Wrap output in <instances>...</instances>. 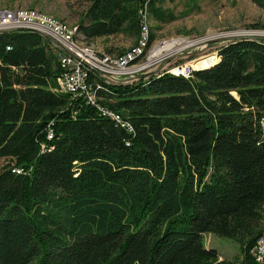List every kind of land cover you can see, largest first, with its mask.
Instances as JSON below:
<instances>
[{"label": "trees", "instance_id": "trees-1", "mask_svg": "<svg viewBox=\"0 0 264 264\" xmlns=\"http://www.w3.org/2000/svg\"><path fill=\"white\" fill-rule=\"evenodd\" d=\"M89 1L76 34L88 42L139 36L146 5L167 16L161 0ZM213 64L131 82L92 71L99 104L121 113L128 132L58 91L48 36L0 31V158L14 162L0 173V264H257L264 37H231ZM205 233L236 241L243 257L220 259Z\"/></svg>", "mask_w": 264, "mask_h": 264}, {"label": "rangeland", "instance_id": "rangeland-1", "mask_svg": "<svg viewBox=\"0 0 264 264\" xmlns=\"http://www.w3.org/2000/svg\"><path fill=\"white\" fill-rule=\"evenodd\" d=\"M90 3L89 0H0V10L4 8H36L77 27ZM157 6L167 16L165 20L157 19L148 10L151 35L154 33L155 37L153 40L168 41L165 45L166 48L164 46L165 49L173 47L177 41H180V46L184 44L183 47L191 43L194 45L196 42L202 43L200 51L198 47H196L197 50L196 48L189 49V46L185 48L184 53L187 57L183 55L182 59L177 62H173V59L166 60L164 64H169L166 67L168 69H172L174 64L190 61L196 65L197 61L205 56H214L215 61L217 55L214 51L227 43L228 39L233 36L256 35L264 37V27H251L254 23L264 25V8L254 0H161ZM145 7L148 9L147 5ZM170 15L174 18L170 19ZM139 36L121 32L116 35L95 38L92 40L94 43H88L93 44L97 49L100 48V52L110 56L128 50L137 43ZM214 61L212 62L214 63ZM210 62L211 60L206 65H209ZM213 63L210 65L212 66ZM160 66L152 67L146 73L167 72V69L162 70ZM234 94L237 95L236 92ZM10 164H14L11 158H0V173ZM203 239L206 247L218 250L220 259L243 257L239 244L228 237L205 233Z\"/></svg>", "mask_w": 264, "mask_h": 264}, {"label": "built area", "instance_id": "built-area-1", "mask_svg": "<svg viewBox=\"0 0 264 264\" xmlns=\"http://www.w3.org/2000/svg\"><path fill=\"white\" fill-rule=\"evenodd\" d=\"M140 14L142 25L137 43L121 54L110 56L100 52L88 41L77 37L76 26L36 8L1 9L0 31L24 28L38 30L41 34L49 36L56 48L60 66V74L57 78L58 91L83 97L89 103L98 106L104 115L112 118L128 132H132V125L123 119L121 113L99 104L96 90L89 82L90 73L98 72L107 82H131L138 79L140 74L150 71L152 67L161 65L162 70L167 69V72L174 75L192 77L194 71L198 69L192 61L174 64L172 69L166 68L169 64L164 63L168 59H173V62L182 59L183 55L186 56L184 49L188 46L189 49L198 47L200 51L202 44L196 42L198 44L191 43L183 47L184 44L180 46V41H177L173 47L165 49L164 46L168 41L151 40L147 7L142 8ZM218 50L219 47L214 51L217 56ZM261 125L264 129V117L261 118ZM49 138H53L52 130L49 132ZM14 172L20 173L21 170L15 168ZM251 254L257 264H264V233L257 238Z\"/></svg>", "mask_w": 264, "mask_h": 264}, {"label": "bare ground", "instance_id": "bare-ground-1", "mask_svg": "<svg viewBox=\"0 0 264 264\" xmlns=\"http://www.w3.org/2000/svg\"><path fill=\"white\" fill-rule=\"evenodd\" d=\"M13 29V28H12ZM12 29H7V30H12ZM20 29H24V28H20ZM1 31H5V30H1ZM35 31H38V30H35ZM38 32H40V31H38ZM41 33V32H40ZM45 36H47V35H45ZM49 37V36H48ZM50 38V37H49ZM51 39V38H50ZM52 40V39H51ZM53 42V41H52ZM59 44V43H58ZM165 48H166V46H165ZM162 50V49H161ZM214 56H210V57H204V58H201L200 60H198L197 61V63H196V65H194L195 67H197L198 69H196V70H202L201 68H207V67H209L210 68V64L212 63V61L214 60ZM211 60V62H210V64L209 65H206V63L208 62V61H210ZM155 72H157L156 74H154V75H157V74H159V71H155ZM145 74V73H144ZM194 74V73H193ZM142 74H140L139 75V77L141 76ZM147 77V76H146ZM187 78H189V77H187ZM139 79V78H138ZM137 80V79H136Z\"/></svg>", "mask_w": 264, "mask_h": 264}, {"label": "water", "instance_id": "water-1", "mask_svg": "<svg viewBox=\"0 0 264 264\" xmlns=\"http://www.w3.org/2000/svg\"><path fill=\"white\" fill-rule=\"evenodd\" d=\"M15 29H20V28H13L12 30H15ZM233 37H245V35H237V36H233ZM250 37H253V38H259V37H262V36H256V35H251ZM214 65V64H213ZM212 65V66H213ZM211 67V66H210ZM209 68V67H207ZM207 68H201V69H207ZM157 72H149V73H145V74H142L140 77H146V76H151V75H154L156 74Z\"/></svg>", "mask_w": 264, "mask_h": 264}, {"label": "crops", "instance_id": "crops-1", "mask_svg": "<svg viewBox=\"0 0 264 264\" xmlns=\"http://www.w3.org/2000/svg\"><path fill=\"white\" fill-rule=\"evenodd\" d=\"M90 43H94V42L93 41L92 42L90 41ZM98 49L101 50L100 48H98Z\"/></svg>", "mask_w": 264, "mask_h": 264}]
</instances>
